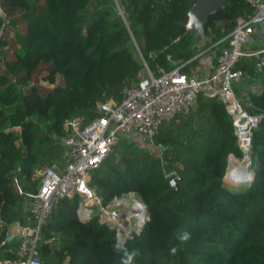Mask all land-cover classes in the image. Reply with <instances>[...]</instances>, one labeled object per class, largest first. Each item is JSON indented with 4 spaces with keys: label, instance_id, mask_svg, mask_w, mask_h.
Returning <instances> with one entry per match:
<instances>
[{
    "label": "trees",
    "instance_id": "16d2710c",
    "mask_svg": "<svg viewBox=\"0 0 264 264\" xmlns=\"http://www.w3.org/2000/svg\"><path fill=\"white\" fill-rule=\"evenodd\" d=\"M196 1L0 0L2 256L16 257L19 239L7 236V226L24 219L25 193L40 185L35 170L65 161L58 139L65 120L92 121L99 116L98 102L120 101L123 88L143 76L132 39L142 41L143 57L154 72L185 63L181 70L188 74L195 65L202 41L192 44L186 24ZM251 14L246 0H227L208 19L205 47H217L218 54L226 45L218 41L236 18ZM255 64L252 57L237 64L259 79L243 87L250 110L262 115L252 138L251 180L225 179L228 155L240 151L224 105L202 91L184 116L162 123L151 138L161 156L124 139L89 173L88 186L103 205L134 192L147 207L142 231L125 240L129 250L140 251L134 264H264V67ZM43 72L45 81L53 84L60 74L63 83L42 86ZM170 172L175 187L167 180ZM78 202L74 194L51 211L38 244L42 264H121V254L113 251L115 230L96 214L79 218ZM184 232L189 239L180 241Z\"/></svg>",
    "mask_w": 264,
    "mask_h": 264
},
{
    "label": "built area",
    "instance_id": "2783aa9c",
    "mask_svg": "<svg viewBox=\"0 0 264 264\" xmlns=\"http://www.w3.org/2000/svg\"><path fill=\"white\" fill-rule=\"evenodd\" d=\"M246 1L252 7V14L238 16L232 30L218 41H224L226 45L221 47L216 56V70L213 74L206 77L189 75L181 70L185 63L171 70L158 67L157 72H154L144 62L143 76L123 88L120 101L108 99L98 102L96 107L99 116L90 122L78 116L65 120L63 131L58 137L64 148L65 161L35 170L34 175L40 185L35 193H25L27 201L24 219L7 226V236L19 239L16 257L9 258L0 254V264H42L38 250V244L42 241V228L53 208L63 198L74 194L79 195V218L87 219L96 214L100 222L115 230L117 239L131 238L130 230L139 228L144 218L141 220L137 217L139 212L135 213L137 215H129L119 208L110 209L111 203L117 202L118 197L103 205L95 190L88 186L89 171L113 150L120 133L151 139L162 123L173 119L191 105L198 91L218 98L231 117L240 154L228 155L225 179L229 182L252 179V138L262 115L250 110L252 105L248 96L242 99L236 96L233 83L251 77L237 67L242 57L254 58L258 70L264 67V43L257 49L245 50L243 47L254 39L253 34L259 23L264 21V0ZM13 129L18 130L19 127ZM171 174L175 172L167 176ZM231 174L239 180H232L229 176ZM14 185L18 193L23 194L16 178ZM117 203L119 205L122 201ZM132 217L136 219L134 224L131 222ZM46 241L50 242L51 239Z\"/></svg>",
    "mask_w": 264,
    "mask_h": 264
},
{
    "label": "rangeland",
    "instance_id": "374dc122",
    "mask_svg": "<svg viewBox=\"0 0 264 264\" xmlns=\"http://www.w3.org/2000/svg\"><path fill=\"white\" fill-rule=\"evenodd\" d=\"M14 32V30H13ZM132 51L134 54V57L136 58V60L143 64L145 61L144 57H143V53H142V41L139 40L138 43L134 42V39H132ZM137 43V44H136ZM207 43V41L205 42H201L199 46H203L205 47V44ZM263 44L264 43V39L262 38H256L253 41L247 42L244 44V49L248 50L251 48H256L259 47L258 44ZM202 47V48H203ZM190 68H192V66H190ZM157 72V71H156ZM46 75V72H43L41 75L38 76V83L41 84L42 86L46 87V88H53L56 85H60L63 83V79L62 76L60 74L56 75V80L55 83L51 84L47 81H45L43 79V76ZM257 84V80L253 78V76L251 77H245L240 83H233V89L235 91L236 96H238L239 98H243L244 97V91H243V87H250ZM181 116H184L185 113H181ZM124 139H129L132 141L137 142L138 145L143 146L144 148H147L149 150H151L155 155L161 156L162 152L161 150L152 144L151 139L149 138H145L143 136H138V135H134V136H129L127 133H120L119 137H118V141L124 140ZM114 149V148H113ZM92 171V169L89 171V173ZM119 201H122L121 204L117 205ZM117 202L114 201L111 203V208L110 209H115V208H119V210H123L125 212V214H135L138 211L136 210V206L138 202H142V200L138 197V195H134L133 193H127L122 195L121 197H118ZM145 205V203H143ZM146 208V212H148L147 207ZM124 214V215H125ZM131 219V218H130ZM132 224H134L136 222L135 217H132L131 219ZM11 228V226H9V229Z\"/></svg>",
    "mask_w": 264,
    "mask_h": 264
},
{
    "label": "water",
    "instance_id": "95a60500",
    "mask_svg": "<svg viewBox=\"0 0 264 264\" xmlns=\"http://www.w3.org/2000/svg\"><path fill=\"white\" fill-rule=\"evenodd\" d=\"M227 0H197L188 13V21L186 28L193 34L192 44L196 45L205 39V26L209 17L219 11V9L226 3ZM253 38L264 39V21L260 22L256 32L253 34ZM164 149V146H160ZM253 177V175H252ZM176 176L171 174L167 176V180L172 187L176 186ZM149 219V213L145 215L139 228H132L129 232V236L132 237L135 234H140L145 222Z\"/></svg>",
    "mask_w": 264,
    "mask_h": 264
},
{
    "label": "crops",
    "instance_id": "0c3cea01",
    "mask_svg": "<svg viewBox=\"0 0 264 264\" xmlns=\"http://www.w3.org/2000/svg\"><path fill=\"white\" fill-rule=\"evenodd\" d=\"M254 39H251L250 41H253ZM207 41L209 43V39L204 40L203 42ZM249 41V42H250ZM260 48L261 43L258 44ZM201 47V46H200ZM203 47V46H202ZM253 49V48H251ZM218 52L217 47L214 49L212 45H208L202 50H200L193 59H195L196 63L192 68H189V75H196L199 77H206L211 74H213L216 70V54Z\"/></svg>",
    "mask_w": 264,
    "mask_h": 264
},
{
    "label": "clouds",
    "instance_id": "9594fccd",
    "mask_svg": "<svg viewBox=\"0 0 264 264\" xmlns=\"http://www.w3.org/2000/svg\"><path fill=\"white\" fill-rule=\"evenodd\" d=\"M178 239L180 241H187L189 239V234L184 232L179 235ZM113 251L121 254V264H134L136 258L140 256L139 249L129 250L126 247V241L123 238H118L115 244L113 245ZM172 253L176 252V248L171 249Z\"/></svg>",
    "mask_w": 264,
    "mask_h": 264
},
{
    "label": "bare ground",
    "instance_id": "6f19581e",
    "mask_svg": "<svg viewBox=\"0 0 264 264\" xmlns=\"http://www.w3.org/2000/svg\"><path fill=\"white\" fill-rule=\"evenodd\" d=\"M230 177H232V180H234L235 178H236V176H234V175H229ZM236 180H239L238 178H236ZM136 210L139 212V215H137V214H135V215H137V217H139V219H143L144 217H145V215H146V208H145V206H144V204L143 203H141V202H138L137 203V206H136Z\"/></svg>",
    "mask_w": 264,
    "mask_h": 264
}]
</instances>
